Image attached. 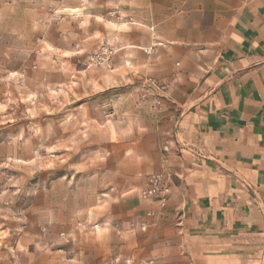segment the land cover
Returning a JSON list of instances; mask_svg holds the SVG:
<instances>
[{
    "label": "crops",
    "instance_id": "crops-1",
    "mask_svg": "<svg viewBox=\"0 0 264 264\" xmlns=\"http://www.w3.org/2000/svg\"><path fill=\"white\" fill-rule=\"evenodd\" d=\"M49 6L103 18L116 51L107 76L126 87L144 79L128 110L137 166L121 173L142 176L141 191L164 176L170 260L264 264V0H44V21ZM62 52L72 61L81 45ZM147 79L164 93L149 94ZM20 243L3 252L16 261L0 264H33Z\"/></svg>",
    "mask_w": 264,
    "mask_h": 264
},
{
    "label": "rangeland",
    "instance_id": "rangeland-1",
    "mask_svg": "<svg viewBox=\"0 0 264 264\" xmlns=\"http://www.w3.org/2000/svg\"><path fill=\"white\" fill-rule=\"evenodd\" d=\"M48 14L44 0H0V263L21 242L33 264H174L177 234L140 198L142 176L121 173L137 166L128 110L144 79L107 76L103 18Z\"/></svg>",
    "mask_w": 264,
    "mask_h": 264
},
{
    "label": "built area",
    "instance_id": "built-area-1",
    "mask_svg": "<svg viewBox=\"0 0 264 264\" xmlns=\"http://www.w3.org/2000/svg\"><path fill=\"white\" fill-rule=\"evenodd\" d=\"M104 54L106 56L104 63L109 66L111 57L115 52L111 49H105ZM144 85L156 96H158V94H163L165 91V86L153 79H147ZM168 195L169 190L165 183L164 176L161 174L150 176L146 187L140 192V198L144 201H153L158 210H164L166 208Z\"/></svg>",
    "mask_w": 264,
    "mask_h": 264
}]
</instances>
